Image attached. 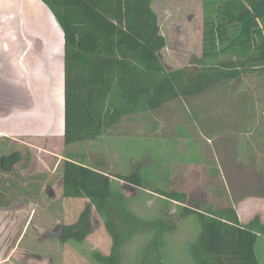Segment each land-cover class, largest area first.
Returning a JSON list of instances; mask_svg holds the SVG:
<instances>
[{
  "label": "trees",
  "instance_id": "trees-1",
  "mask_svg": "<svg viewBox=\"0 0 264 264\" xmlns=\"http://www.w3.org/2000/svg\"><path fill=\"white\" fill-rule=\"evenodd\" d=\"M42 1L65 38L66 146L101 143L124 120L158 112L222 84L239 83L244 76L264 78L260 25L264 0H202V53L188 66L176 69L168 67L161 57L168 40L153 8L154 0ZM27 154L23 168L30 163ZM7 159L9 167L20 163L23 156L14 154L4 161ZM61 174L63 197L87 200V205L74 224L56 229V239L83 245L94 232L95 212L111 241V251L107 255L92 252L93 264H123L124 248L135 237L148 234L151 240L142 264H166L165 236L190 215L201 228L190 246L192 264H260L256 245L264 238V223L259 216L243 224L233 205H203L170 187L146 186L141 168L110 174L90 166L84 154H66ZM35 178L42 181L41 176H33L29 186L36 185ZM13 185L14 190L21 187L18 181ZM129 187L138 193L127 196ZM142 191L162 199L156 219L148 220L132 209V198ZM31 194L32 190L15 192L14 198H37ZM16 202L0 199V206L10 208ZM173 204L177 208L172 214Z\"/></svg>",
  "mask_w": 264,
  "mask_h": 264
},
{
  "label": "rangeland",
  "instance_id": "rangeland-1",
  "mask_svg": "<svg viewBox=\"0 0 264 264\" xmlns=\"http://www.w3.org/2000/svg\"><path fill=\"white\" fill-rule=\"evenodd\" d=\"M153 8L168 40L161 54L164 63L175 69L188 66L202 53V0H155ZM261 23L264 27V18ZM60 100L52 101L58 110L55 122L47 124L52 136L32 135L25 141L28 145L13 143L24 158L30 153V163L26 168L17 164L13 172L2 175L12 174L16 181L23 175L41 176L42 181L35 178L36 185L15 187L17 193L32 190L36 199L22 198L8 211L0 209V264H93L92 252L110 254L111 241L95 212L94 232L83 245L56 239V229L74 224L87 205V200L63 197L61 166L68 153L84 154L90 166L110 174L141 168L146 186L170 187L203 205H234L242 221L259 215L264 222V78L244 76L239 83L222 84L158 112L124 120L101 143L65 145L63 93ZM41 127L30 122L32 133ZM3 147L6 151L13 146ZM137 193L129 187L126 194ZM133 203L132 209L148 220L156 219L163 207L162 199L144 191L132 198ZM176 208L173 204L170 212ZM200 230L195 216L182 219L165 236L164 262L192 264L190 246ZM150 240L151 234L135 237L124 248L123 264H142ZM256 254L264 264V238Z\"/></svg>",
  "mask_w": 264,
  "mask_h": 264
},
{
  "label": "crops",
  "instance_id": "crops-1",
  "mask_svg": "<svg viewBox=\"0 0 264 264\" xmlns=\"http://www.w3.org/2000/svg\"><path fill=\"white\" fill-rule=\"evenodd\" d=\"M43 4L42 0H0V199L9 198L13 202L24 197L15 200V177L2 174L13 172L15 165L25 160L23 157L20 163L8 167L9 160L4 161V158L21 154L14 150L13 143L28 145L25 141L32 135L52 136L53 132L47 134L50 130L47 124L55 122L58 112L52 101L61 102L62 93L64 136L65 38L60 25L57 30L54 15ZM32 120L42 126V131L32 133ZM5 143H11L13 147H7L5 151L2 149ZM30 178L23 175L18 182L23 188L28 187ZM10 208L0 206L5 211ZM238 215L243 224L259 216L244 222L239 212Z\"/></svg>",
  "mask_w": 264,
  "mask_h": 264
}]
</instances>
